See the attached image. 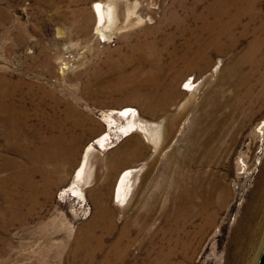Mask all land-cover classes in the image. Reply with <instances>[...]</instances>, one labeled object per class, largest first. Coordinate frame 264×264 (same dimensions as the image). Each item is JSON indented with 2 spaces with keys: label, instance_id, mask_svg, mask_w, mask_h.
Returning a JSON list of instances; mask_svg holds the SVG:
<instances>
[{
  "label": "rangeland",
  "instance_id": "1",
  "mask_svg": "<svg viewBox=\"0 0 264 264\" xmlns=\"http://www.w3.org/2000/svg\"><path fill=\"white\" fill-rule=\"evenodd\" d=\"M47 1L0 0V77L14 85L22 83L14 101L17 107L28 108L31 117L30 130L20 131L23 136L34 141L36 135L45 134L46 131L36 128L39 104L42 108L48 106L46 111L50 112L59 102L52 111L56 122L73 105V115L82 124H59L52 132L48 131L52 142L44 162L33 164L21 150L0 143V165L4 167L0 175L10 179L15 165L23 170L33 169V175L25 174L24 179L31 180L35 191L21 190L40 195L31 213L28 208L23 211L25 221L10 223L6 225L8 231H1L8 245L0 264H71L73 242L101 210L116 214L115 222L121 215L120 210L126 218H133L135 211L146 210L155 199L162 206L172 196L173 184L178 179L186 177L182 181L190 186L205 175L210 182L225 181L224 189L230 196L220 204L218 195L222 189L216 190L211 212H215L217 220L202 232L199 230L204 225L203 217L192 220L188 227L191 248L186 253L179 248L174 264H240L239 256L245 245L238 240V233L247 223L254 193L264 179V98L258 97L264 88L261 83L264 64L261 67L253 62L241 64L253 37L241 40L221 57L214 55L203 73L182 69L165 81L166 84L173 82L176 90V96L165 101L161 95L149 98V89L141 85V79L132 77L135 65L124 67L120 61L133 45L145 39L147 29L163 30L168 20L177 23L174 17H194V13L197 15L208 7L210 0H120V28L109 34L111 41L107 43L95 34L92 6L98 0ZM127 8L132 10L133 17L126 28L124 11ZM236 13L237 9L233 8L230 16ZM173 25L169 33L176 29V24ZM187 26L191 29L195 25L188 20ZM257 26L259 22L254 28ZM183 42L180 39L178 44L182 46ZM219 59L227 66L226 73L224 70L213 72ZM208 73L213 77L209 87H204L201 81ZM192 75L200 90L195 93L183 90ZM88 88L94 94L92 97L85 94ZM248 94L251 95L243 101ZM205 98L209 100L208 112L213 124L210 129L215 141L200 147L201 153L212 146L217 152L206 164L202 158L190 164V159L201 154L195 153L190 140L195 130L205 127L195 122L196 117L206 115V107H197ZM215 104L220 105L219 109L212 108ZM149 106L159 107L151 110ZM126 107L133 108L137 117L140 115L143 122L154 127L160 135L159 143H147L139 133L125 138V134L113 129L107 146L96 149L90 156L86 184L82 183L86 201L62 195L73 181L84 150L107 131L105 113ZM114 117L118 126L128 125L127 118ZM57 136L62 137L63 147L55 140ZM33 144V149L38 148L36 141ZM121 150L130 151V157L120 156ZM257 162H261L260 166ZM130 168L140 170L134 173V190L127 205L119 207L114 202L115 185L124 170ZM263 251L256 264L260 263ZM138 252L137 247H132V256ZM249 260L254 264V253ZM79 263L88 264L82 257Z\"/></svg>",
  "mask_w": 264,
  "mask_h": 264
},
{
  "label": "bare ground",
  "instance_id": "2",
  "mask_svg": "<svg viewBox=\"0 0 264 264\" xmlns=\"http://www.w3.org/2000/svg\"><path fill=\"white\" fill-rule=\"evenodd\" d=\"M54 1L48 0L47 2ZM70 1L77 2L75 0ZM180 6L182 5L180 4ZM233 8L237 9V13L234 17H231ZM92 9L95 15V34L102 37L104 43H107L110 39L109 34L120 28V0H98L94 2ZM193 15L194 17H174L173 19L177 23L168 20L163 30H159L156 27L147 29L148 32H146L145 39L133 45L129 54L121 59L120 64L124 67L125 65H135L132 77L135 80L141 79V85L149 89L147 92L149 98L161 95L165 101H169L171 96H176V90L173 82L166 84L165 81L178 75L182 69L203 73L209 68L214 55L223 56L227 50L233 49L241 43V40L248 37H253V40L250 42V46L244 54L241 64L253 62L258 64L259 67L264 64V0H210L207 8L199 14L196 15L194 13ZM124 16V26L127 28L131 24V17H133L132 10L127 8L124 11ZM188 20L192 21L195 25L191 29L187 26ZM258 22L260 26L254 28V25L256 26ZM173 24H176V29L169 33L168 29ZM180 39L184 41L182 46L178 44ZM226 67H224L223 60L219 59L213 68V72L217 73L219 70H224V73H226ZM212 77V73L206 74L201 81L202 86L209 87ZM261 83H264L263 78ZM21 87L22 83L17 82L14 85L10 81L0 77V143H3L4 146H11L15 150H21L33 164L44 162L47 161L45 156L49 154L52 142L51 136L47 135L48 131L52 132V128L59 124L67 125L72 122V124L78 126L82 122H80L81 119L79 117L73 115V105L66 110L63 119L56 122V118L52 117V113L58 107L59 102H56V105L52 108L53 112L46 111L48 106L42 108V105L39 104L37 108L39 127L37 126L36 128L46 132L45 134L36 135L34 141L39 146L33 149V138L26 135L23 136L20 133L24 129L30 130L31 127L29 126L31 124V117L28 108L17 107L14 101L17 93H20ZM198 87L195 76L192 75L186 82L183 90L186 92H197L199 90ZM85 94L91 97L94 95L90 91V88L86 89ZM208 95H211L210 91ZM250 95H246L242 100L244 101ZM258 97L264 98V88ZM258 97L253 99H257ZM208 101L205 98L204 102H200L197 106L200 109L206 107L207 111L206 115L196 117L195 119L196 123L205 125L203 127L205 130H195L194 137H191L190 143L195 149V153L197 151L201 153L202 148L200 147H207L215 141L214 132L210 129L213 124L210 121V118H212L211 112H208ZM158 103L160 104V102ZM219 106L215 104L212 108L217 110ZM158 107L149 106L148 108L157 110ZM185 108L187 109V107ZM135 112L133 108L126 107L121 110H112L107 114L105 113L104 121H106L107 131L93 143H90L84 150L82 161L75 172L73 181L69 187L62 191V195L74 197L81 202L86 201L82 183L86 181L85 175H87L86 171L90 165V156L96 149L101 150L102 147L105 148L107 146L113 134V129H116V133L121 132V134H125V138H130L133 134L139 133L143 135L145 142L159 143L160 135L153 129L154 127L147 122H143L140 115L137 117ZM115 115L127 118V121H129L127 122L128 125L118 126L117 120L114 117ZM262 126H264V122ZM33 128L34 126H32L31 130ZM61 138V136H57L55 140L59 142L58 145L63 147ZM111 149L109 148L108 150ZM216 152L217 150L216 148L214 149V146L208 147L197 158L190 159V164L195 162V159L200 158H202V163L206 164ZM130 154L128 150H121L119 152L120 156H128V158ZM115 156H113L114 160L117 158ZM259 163L261 162H257V165ZM3 168V165H0V174ZM138 170L140 169L130 168L124 170L118 178L114 189V202L119 207L127 205L134 190L132 183L134 173ZM88 172H90V169ZM25 174L33 175V169L26 170L24 168L23 170L21 166L15 165L14 173L10 179L0 175V233L3 230L8 231L9 227H6V225L10 223L25 221L26 216L23 215V211L28 208L31 213L37 204V199L40 196L37 195L38 192L34 194V192H22L21 190L24 188L25 190L35 191L31 180L24 179L27 178ZM199 177L190 186L187 185L186 181H182L186 177H183L182 180L178 179L173 184L174 192L172 196L162 206H159L158 200L155 199V203L149 205L146 210L135 211L133 218H126L125 213L120 210L121 215L119 214V219L115 222L116 214L114 215L107 210H101L88 223L87 227L80 231L78 237L73 242L70 252L72 258L71 264H80L79 257H82L88 264H174L178 253H186L191 248L190 241L192 235L188 231V227L192 220L199 216L203 217L204 225L200 228V232L212 226L215 220H217L215 212H211L212 199L216 190L218 188L222 189L219 192L220 195H218L220 204L225 203L230 196L229 192L224 189L223 182L225 181L210 182L208 180L210 178L206 177V175L202 176L201 179ZM262 182L257 192L254 193V202L249 201L253 205L251 204L250 206L251 213L247 217V223L241 226L238 233V240L243 246L245 245L239 256L240 264H250L251 261L249 259L253 253L255 254V261L252 262L256 264L259 254L264 250V179ZM156 221H159V223H156ZM154 225L156 227H153ZM7 243L5 236L0 235V258L6 255L5 247ZM132 247L139 249V252L134 256L131 255ZM248 255H250L249 258Z\"/></svg>",
  "mask_w": 264,
  "mask_h": 264
},
{
  "label": "water",
  "instance_id": "3",
  "mask_svg": "<svg viewBox=\"0 0 264 264\" xmlns=\"http://www.w3.org/2000/svg\"><path fill=\"white\" fill-rule=\"evenodd\" d=\"M259 264H264V251H263V254H262V257H261V260H260Z\"/></svg>",
  "mask_w": 264,
  "mask_h": 264
}]
</instances>
